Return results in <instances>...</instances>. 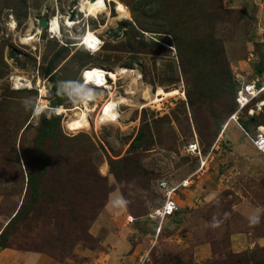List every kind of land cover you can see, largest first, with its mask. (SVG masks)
Returning <instances> with one entry per match:
<instances>
[{
	"label": "rangeland",
	"instance_id": "obj_1",
	"mask_svg": "<svg viewBox=\"0 0 264 264\" xmlns=\"http://www.w3.org/2000/svg\"><path fill=\"white\" fill-rule=\"evenodd\" d=\"M119 2L123 13L100 0L99 13L83 18L77 0H0V251L42 254L51 264H264V155L243 122L229 121L234 75L254 80L255 51L264 59V0ZM40 7L76 24L61 15L59 37L42 32L22 43L33 22L38 29ZM83 64L140 65L142 90L124 98L127 80L112 82L110 101L81 124L54 106L80 101ZM15 75L28 76L31 88L16 89ZM159 88L184 97L159 109L149 104ZM117 104L124 113L99 130ZM68 117L93 131L73 129ZM191 141L200 153L187 151ZM161 181L176 193L174 215L155 214ZM114 191L123 206L103 213ZM252 216L259 223L249 226Z\"/></svg>",
	"mask_w": 264,
	"mask_h": 264
},
{
	"label": "bare ground",
	"instance_id": "obj_2",
	"mask_svg": "<svg viewBox=\"0 0 264 264\" xmlns=\"http://www.w3.org/2000/svg\"><path fill=\"white\" fill-rule=\"evenodd\" d=\"M110 3H115L116 10L117 12L123 13L125 11V7L122 3H120L117 0H108ZM77 7L76 9L78 10L79 14L83 15V18H89V17H94L96 14L99 13L100 11V0H95L92 2L91 0H77ZM47 14V13H46ZM64 16L66 24L71 28V26H74L76 24H70L69 22V13H64V14H59L57 15H50L51 17L49 18L50 21L48 22V29L51 34L55 37H59L61 35L60 31V26H59V17ZM63 19V20H64ZM61 23V22H60ZM9 26V25H8ZM36 24L33 22L32 25V34L27 35V36H22L20 34V40L22 43H26L31 41L32 39L38 38L39 35L42 34L41 29H36ZM10 29L15 30L16 29V22L10 21ZM30 43V42H29ZM27 44V43H26ZM86 74L85 77L88 82L95 81V85H89V89H82V95L80 101L76 104L73 105L71 108L67 109L64 107H60L58 109V112H68L72 115L73 118H75L77 121H79L81 124L93 122L94 117L97 115L98 109L100 108V103L105 100L106 98L108 101H110L111 96L113 95L114 88L112 87L113 83L108 84L106 80L104 79V73L108 72L110 79L112 82H117V81H126L123 83L124 87L126 88V91L122 93V97L128 98L129 96L126 97V95H129V92L133 89H141L142 90V84H141V79H142V73H141V66L137 65L134 67H127V66H116L113 69L107 70H101L98 66L97 67H87L82 70ZM81 74V75H82ZM28 77V76H27ZM26 76H21V75H15L13 77V85L15 86L16 89H23V88H31L32 82L29 80ZM36 88L39 91V94L41 96V99L46 97V88L43 86L42 82L40 79L37 80ZM126 93V94H125ZM180 95L181 97H184V94H181L180 89H174V90H169L166 91L163 88H159L157 90V93L151 95L149 104L152 106H155L160 109L162 106V102L168 98L175 97ZM132 96V95H131ZM127 100V99H125ZM40 111L46 109V104L43 102H40ZM125 106H119L113 105V109L110 113V115L102 121L101 124L97 127L99 130L101 127L113 123L115 120L114 118L120 114L124 113V108ZM57 111V110H56ZM117 119V118H116ZM99 118H95V121L98 122ZM229 121H234L233 119H230ZM88 126V125H86ZM83 126L79 127L74 125V127L78 130H83V131H88L93 129H88V127ZM98 130V131H99ZM263 131V130H262ZM261 131V132H262ZM156 215H160V212H157Z\"/></svg>",
	"mask_w": 264,
	"mask_h": 264
},
{
	"label": "built area",
	"instance_id": "obj_3",
	"mask_svg": "<svg viewBox=\"0 0 264 264\" xmlns=\"http://www.w3.org/2000/svg\"><path fill=\"white\" fill-rule=\"evenodd\" d=\"M93 2V1H92ZM112 5V4H111ZM114 5H112L113 7ZM69 8V7H68ZM45 10L46 8H42L39 12L38 22L40 21V18L45 16ZM72 14V13H71ZM112 14V12H111ZM70 16V14H69ZM48 22L50 21L49 17ZM72 21V19H70ZM73 23H75L73 21ZM38 28H40L38 23ZM42 30V28H40ZM61 30V28H60ZM43 32H46L48 36H50L51 39H53V34L50 33L49 29L47 31L42 30ZM55 39V38H54ZM102 48V47H101ZM254 55V54H253ZM253 55L250 53L248 56V61L251 60ZM256 59V58H255ZM87 71L83 72L81 75V86L79 89L83 87H87L89 85H95V81L88 82L85 74ZM104 79L108 84L112 83V80L109 77L108 72L104 73ZM236 79L239 81V79L236 77ZM264 74L262 76L255 75L254 80L247 81L246 83L242 84L240 81V86L237 90V97H236V110L233 113V115L230 117V119H233L237 124L240 122V126L243 128L242 122H246L249 120V118L256 116L260 117L263 115L264 112ZM261 107V108H260ZM258 113V111H260ZM264 125H259L257 128L253 129V127H250L249 130H245V133L248 137V139H251L252 145L255 148L257 152L264 155ZM261 130H263L261 132ZM249 131V132H248ZM187 151L189 153L195 154L196 152L200 153V147L196 141H191L187 145ZM184 185L181 184L180 187H183ZM188 186V185H187ZM160 190L164 193V204L162 207L156 211L160 212V215L156 216H171L174 215L179 210L178 202L175 199L176 193L173 188L169 187V185L165 181L160 182ZM155 213V214H156ZM133 219L131 217H128V223H133Z\"/></svg>",
	"mask_w": 264,
	"mask_h": 264
},
{
	"label": "trees",
	"instance_id": "obj_4",
	"mask_svg": "<svg viewBox=\"0 0 264 264\" xmlns=\"http://www.w3.org/2000/svg\"><path fill=\"white\" fill-rule=\"evenodd\" d=\"M120 1V0H119ZM128 9H129V7L128 6H126ZM43 7H40L37 11L38 12H40L41 11V9H42ZM130 11V10H129ZM114 11H112V14H114L113 13ZM133 12L135 13V10L133 9ZM130 13H131V11H130ZM134 13H131L132 14V17H133V15H134ZM115 15V14H114ZM2 21L0 20V23H1ZM126 23H130V22H126ZM93 31L94 30H96V29H92ZM46 33V32H45ZM65 45L63 46L64 48H66V49H68V48H71L70 46L71 45H73V41L72 40H66L65 42ZM155 44H157V42L155 43ZM80 54H83L84 55V52H82V51H78ZM255 54H256V62L254 63V65H253V69H254V73L257 75V76H262L263 74H264V59H258V53L255 51ZM86 55V54H85ZM88 66H90V65H88ZM99 66H101V67H105V66H102V65H99ZM84 68H87L86 67V64H83V66H81V72H82V70L84 69ZM106 68V67H105ZM110 68H107V70H109ZM80 72V73H81ZM232 85H234V88H235V92H234V99H233V102H234V107H235V109H234V111H233V113L235 112V110H236V97H237V90H238V88H239V86H240V83H239V81L236 79V77H235V75H234V77H233V82H232ZM186 92V91H185ZM61 104H57L56 106H54V111L55 110H57L58 109V107H61L60 106ZM57 112V111H56ZM57 115L59 116V117H62V115H64V114H59V113H57ZM68 121H69V124H70V126L73 128V129H75V130H77L75 127H74V125L72 124V121L69 119V117H68ZM64 121L62 120V126H63V129L64 130H66L67 131V128H66V125L63 123ZM243 124H244V128L247 130V129H249L250 127H253V129H255V128H257L259 125H264V112H263V115H261L260 117H256V116H253V117H251V118H249V120H247L246 122H243ZM81 132H83V130H81ZM39 176H41V174H38V175H36V176H32V175H30V177H29V180H28V183H29V186L32 188V189H35V187L37 186L36 185V179L39 177ZM18 213V212H17ZM18 215L16 214V216L15 217H17ZM14 218V217H13Z\"/></svg>",
	"mask_w": 264,
	"mask_h": 264
},
{
	"label": "crops",
	"instance_id": "obj_5",
	"mask_svg": "<svg viewBox=\"0 0 264 264\" xmlns=\"http://www.w3.org/2000/svg\"><path fill=\"white\" fill-rule=\"evenodd\" d=\"M111 201H113L112 205L110 203ZM118 204H120L122 208L123 206L122 196L118 191H114L109 195V199H108L107 205L103 213H106L107 210H110V212H115V213L116 211L119 212L120 206ZM4 251H0V255L3 254V257L1 260H3L5 264H21V263L23 264H51L49 259L43 257L42 254H38V253L14 254L12 251H9L10 253H5Z\"/></svg>",
	"mask_w": 264,
	"mask_h": 264
},
{
	"label": "clouds",
	"instance_id": "obj_6",
	"mask_svg": "<svg viewBox=\"0 0 264 264\" xmlns=\"http://www.w3.org/2000/svg\"><path fill=\"white\" fill-rule=\"evenodd\" d=\"M48 29V28H47ZM47 29L46 30H44V29H42V30H44V31H47ZM43 32V31H42ZM233 115V114H232ZM231 115V116H232ZM230 119V118H229ZM255 149V148H254ZM17 213V212H16ZM15 213V214H16ZM259 223V217L258 216H252V217H250L249 218V226H253V225H256V224H258ZM213 227H216V226H218L217 225V223L214 221L213 222V225H212Z\"/></svg>",
	"mask_w": 264,
	"mask_h": 264
},
{
	"label": "water",
	"instance_id": "obj_7",
	"mask_svg": "<svg viewBox=\"0 0 264 264\" xmlns=\"http://www.w3.org/2000/svg\"><path fill=\"white\" fill-rule=\"evenodd\" d=\"M91 1L94 2L95 0H91ZM72 16H73V13H72ZM39 26H40V28L46 30L48 28V18L45 16L41 17L40 21H39ZM16 214L14 215V217L16 216Z\"/></svg>",
	"mask_w": 264,
	"mask_h": 264
}]
</instances>
